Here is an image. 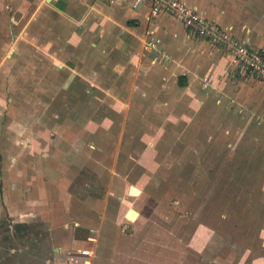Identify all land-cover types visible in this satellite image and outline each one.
Masks as SVG:
<instances>
[{
  "label": "crops",
  "instance_id": "1",
  "mask_svg": "<svg viewBox=\"0 0 264 264\" xmlns=\"http://www.w3.org/2000/svg\"><path fill=\"white\" fill-rule=\"evenodd\" d=\"M181 1L220 25L241 44L264 53V0ZM0 3L12 9L13 18L24 34L12 48L14 55L0 63V79L10 90L16 73L21 82L26 70L35 69L37 84L55 88L50 97L51 108L29 112L36 120L33 127L32 123L19 121L17 134L25 140L15 142L10 152L3 155V173L14 174H9V178L4 175V180L13 183L5 186L2 205L8 213L20 214L22 221L45 216L55 257L65 255L67 263L91 264L100 249L108 263L145 264L143 253L133 249L140 240L133 235L140 214L135 209H124L123 204L128 201L117 195L114 186L116 179L123 180L122 176L112 172L114 181L108 190L100 189L96 183L94 192L89 193L90 172L95 171L98 180L105 178V161L101 158L108 154L105 141H92L91 133L107 127L101 124L104 117H117L123 112L125 116L147 117L155 115L152 114L155 106L169 111L175 106L186 109L188 100L178 96L179 90L186 88L195 95L200 86L206 87L205 80L220 78V71L226 72L234 65L229 57H220L218 49L195 38L178 21L165 15L152 18L148 8L134 6V0H0ZM28 33L33 46L26 41ZM45 60L53 69L49 82L39 77ZM177 75V80L186 85L181 89L177 83L173 96L169 85ZM94 99L101 102L97 109L91 107ZM75 101L79 107H74ZM93 113L103 118L100 125L92 121ZM43 117L51 118L49 126L41 124ZM7 129L15 132L10 125ZM43 131L48 132L50 141L42 140ZM12 165H16L14 170ZM74 187L79 188L77 193ZM139 191L132 184H127L124 190L125 196L131 197ZM50 196H56L54 203ZM56 208L67 214L62 225L50 218ZM114 211L115 221L111 219ZM85 214L102 216L95 221L91 217L81 218ZM81 227L86 235L77 239L74 232ZM127 227L131 228L130 235L123 231ZM85 250L89 251L88 256L81 254ZM106 252L112 254L108 256ZM251 262L264 264V256L256 255Z\"/></svg>",
  "mask_w": 264,
  "mask_h": 264
},
{
  "label": "rangeland",
  "instance_id": "2",
  "mask_svg": "<svg viewBox=\"0 0 264 264\" xmlns=\"http://www.w3.org/2000/svg\"><path fill=\"white\" fill-rule=\"evenodd\" d=\"M13 13L8 5L0 3V63L14 55L13 49L24 35ZM25 36L33 46L29 33ZM214 49L220 57H229L234 66L220 71L218 79L205 80V88L194 85L200 88L195 95L180 87L178 96L187 98L186 109L150 107L155 115L147 117L125 116L123 112L117 117H104L101 124L107 126L103 129L107 131L91 133L92 141L102 140L107 146L108 154L101 158L106 177L97 179L92 162L94 172L88 180L91 191L88 187L86 190L93 193L96 183L108 190L114 181L112 172L122 176L123 180L116 179L114 186L117 195L128 201L124 209H135L140 214L133 232L140 240L133 249L143 253L145 264H252V257L264 256V82L237 66L222 49ZM43 66L39 77L52 81L49 61L45 60ZM35 72L26 70L21 82L16 73L10 90L0 79V264H84L67 263L65 255L55 257L45 216L22 221L20 214H10L2 205L5 186L13 183L4 177L14 174L3 173V155L15 142L25 140L17 134L19 121L32 123L33 127L36 120L29 112L50 109L53 104L50 97L55 88L37 84ZM173 77L175 82L169 87L174 96L178 75ZM100 103L92 100V109ZM78 105L75 101L74 107ZM92 115L95 124L103 119L98 113ZM50 119L43 117L41 124L49 126ZM9 125L15 132L8 131ZM41 135L43 141H50L47 131ZM127 184L138 186L139 193L125 196ZM78 189L74 187L76 193ZM48 198L52 203L57 199ZM66 215L56 208L50 218L62 225ZM100 216L85 214L81 218L98 221ZM84 229L74 232L77 239L86 235ZM130 229L123 231L130 235ZM106 259L104 251L98 249L91 264H114Z\"/></svg>",
  "mask_w": 264,
  "mask_h": 264
},
{
  "label": "built area",
  "instance_id": "3",
  "mask_svg": "<svg viewBox=\"0 0 264 264\" xmlns=\"http://www.w3.org/2000/svg\"><path fill=\"white\" fill-rule=\"evenodd\" d=\"M134 6H146L152 18L165 15L178 21L194 37L222 49L237 66L264 82V53L230 37L220 25L203 17L196 8L181 0H134ZM81 254L88 256L89 251Z\"/></svg>",
  "mask_w": 264,
  "mask_h": 264
},
{
  "label": "trees",
  "instance_id": "4",
  "mask_svg": "<svg viewBox=\"0 0 264 264\" xmlns=\"http://www.w3.org/2000/svg\"><path fill=\"white\" fill-rule=\"evenodd\" d=\"M178 85L180 86V87H185V83L183 82V81H181V79H179L178 80Z\"/></svg>",
  "mask_w": 264,
  "mask_h": 264
}]
</instances>
